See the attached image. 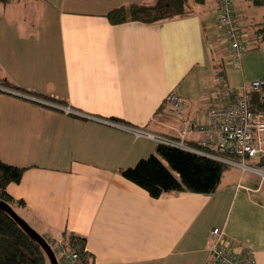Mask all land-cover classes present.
<instances>
[{
	"label": "crops",
	"instance_id": "obj_1",
	"mask_svg": "<svg viewBox=\"0 0 264 264\" xmlns=\"http://www.w3.org/2000/svg\"><path fill=\"white\" fill-rule=\"evenodd\" d=\"M149 1H0V76L33 92L0 86L8 99L0 159L25 166L7 192L23 199L19 208L44 236L85 238L93 264H208L213 227L229 249L264 264V182L255 174L229 166L213 192L151 197L119 173L155 151V141L130 128L176 135L181 121L166 110L170 92L184 98L185 117L206 122L216 65L228 54L218 0L154 23L105 16ZM232 3L241 32L264 48V0Z\"/></svg>",
	"mask_w": 264,
	"mask_h": 264
},
{
	"label": "trees",
	"instance_id": "obj_2",
	"mask_svg": "<svg viewBox=\"0 0 264 264\" xmlns=\"http://www.w3.org/2000/svg\"><path fill=\"white\" fill-rule=\"evenodd\" d=\"M0 1L6 2L7 0ZM201 1L151 0L144 3L123 4L111 8L105 16L113 24L125 21L154 23L188 14L192 6ZM260 1L262 0H252L253 3ZM258 31L259 33L264 32V27L258 28ZM260 38L264 39V34ZM0 86L33 93L3 76H0ZM256 98L257 90L251 93L250 107L255 110H264V102L256 104ZM193 146L197 147V144ZM154 150V153L139 158L132 166L119 168V173L125 179L144 189L151 197H158L165 192H213L220 182L222 173L230 166L211 157L164 143H156ZM24 169L25 166L10 164L0 159V200L7 202L15 211L16 208L24 206V201L11 196L6 188L9 183L20 180ZM41 235L54 248L53 240ZM56 240H60L66 248L76 250L81 264H93V257L84 248L85 238L73 232L63 231ZM0 264H50L41 246L1 209Z\"/></svg>",
	"mask_w": 264,
	"mask_h": 264
},
{
	"label": "built area",
	"instance_id": "obj_3",
	"mask_svg": "<svg viewBox=\"0 0 264 264\" xmlns=\"http://www.w3.org/2000/svg\"><path fill=\"white\" fill-rule=\"evenodd\" d=\"M216 20L225 33L230 62L240 67L241 55L251 48L252 41L241 32L232 0H218ZM263 34L264 32L259 33V37ZM262 85L264 78L253 80L249 84L243 83L239 89L228 85H216L209 96L211 102L204 124L185 117L184 98L170 92L166 97V110L168 114L181 121L175 136L133 127L130 129L135 135L145 136L156 143L176 146L235 165L242 172L255 174L260 185L264 182V110L252 109L250 96ZM193 133L198 135L197 147L187 142L188 136ZM210 233L212 243L208 264H255L252 252L239 255L237 251L226 246L222 230L213 227ZM53 247L58 264H81L78 252L66 248L60 240H57Z\"/></svg>",
	"mask_w": 264,
	"mask_h": 264
},
{
	"label": "rangeland",
	"instance_id": "obj_4",
	"mask_svg": "<svg viewBox=\"0 0 264 264\" xmlns=\"http://www.w3.org/2000/svg\"><path fill=\"white\" fill-rule=\"evenodd\" d=\"M235 2H237V0H235ZM238 4L240 5V3H236V6L238 7ZM250 9L248 10V7H246L247 10L246 13L247 15H251L252 17V9L254 8V4L249 3ZM243 11V10H242ZM242 15H245L244 12H242ZM250 26V25H249ZM249 26L248 29H249ZM253 26H255L253 24ZM243 30V29H242ZM254 30H251V32L249 31L247 33V35L249 36L250 34H252ZM248 55L251 54V60L245 62L242 61V55ZM264 54V48L261 49V44L256 45L253 47V44L251 46V48L246 51L245 53H243L241 55V68L240 67H236L234 65H232V63L230 62V56L227 54V57H224L222 62H219L218 65H216V69H218V76L216 78V85H228L230 87H234V89H237L238 86H232V81H238L239 83H246L249 84L251 83L253 80H258V79H262L264 77V63L262 62V56ZM235 71L231 74L230 78H229V73L230 71ZM232 80V81H231ZM236 87V88H235ZM2 95H0V117L2 116V111L4 112V107L7 106L8 104H6V100L7 97H4L3 93H0ZM257 101L256 104L259 102H264V85H262L261 87H259V89L257 90ZM5 113V112H4ZM2 118V117H1ZM247 163L249 164H253L251 161H247ZM231 167H234L235 165H230ZM246 174H250L247 173ZM17 213L26 220L25 215L23 213V211L21 210V208H16ZM28 223L29 220H27ZM50 240H53L52 244L55 246L56 244V237H47ZM53 249V248H52Z\"/></svg>",
	"mask_w": 264,
	"mask_h": 264
},
{
	"label": "water",
	"instance_id": "obj_5",
	"mask_svg": "<svg viewBox=\"0 0 264 264\" xmlns=\"http://www.w3.org/2000/svg\"><path fill=\"white\" fill-rule=\"evenodd\" d=\"M0 209L9 214L24 230V232L41 246L50 264H58L57 257L51 245L36 229H34L24 218H22L7 202L0 200Z\"/></svg>",
	"mask_w": 264,
	"mask_h": 264
}]
</instances>
